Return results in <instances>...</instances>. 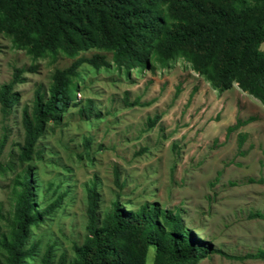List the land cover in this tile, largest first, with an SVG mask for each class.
<instances>
[{"label": "rangeland", "instance_id": "1", "mask_svg": "<svg viewBox=\"0 0 264 264\" xmlns=\"http://www.w3.org/2000/svg\"><path fill=\"white\" fill-rule=\"evenodd\" d=\"M259 48L264 50V41ZM70 61L61 54L32 59L0 37V86L16 69L20 78L12 89L17 103L6 117L0 115V137L5 134L0 159L14 163L0 173V232L14 219L15 180L26 166L37 208L60 195L58 205L30 228L28 245L35 249L24 264H41L48 245L50 264L61 254L72 257V243L80 244L85 234L91 183L99 217L115 198L126 208L156 203L178 211L190 232L210 243L195 264H264V258H240L264 251V106L236 86L212 87L181 58L126 74L110 61L96 70L87 66L77 105L68 106L57 125L45 126L35 146L38 157L19 164L14 157L23 136L22 107L30 108L35 89L46 91L54 69ZM87 99L99 113L90 122L78 112ZM114 170L121 189L113 182Z\"/></svg>", "mask_w": 264, "mask_h": 264}, {"label": "trees", "instance_id": "2", "mask_svg": "<svg viewBox=\"0 0 264 264\" xmlns=\"http://www.w3.org/2000/svg\"><path fill=\"white\" fill-rule=\"evenodd\" d=\"M1 36L32 59H54L58 54L71 59L67 66L54 69L46 91L35 89L30 108L22 107L23 136L14 157L22 165L38 157L35 146L45 126L57 125L68 106L77 105L76 91L87 66L96 70L110 61L126 74L154 63L166 67L181 58L212 87L236 86L264 106V50L259 48L264 41V0H0ZM85 50L94 52L80 54ZM17 72L0 86L2 118L17 103L12 91L20 81ZM78 112L87 122L99 116L89 99ZM156 118H148L147 125ZM250 119L237 120L227 129ZM4 141L2 134L0 156ZM88 144L85 138L84 149ZM13 165L11 159H0V173ZM113 182L122 188L116 170ZM15 188L14 219L6 233L0 232V264H24L32 256L30 228L60 201L57 195L45 208H37L28 166L17 175ZM97 209L91 183L86 188L83 240L72 243V257L61 254L56 264H148L150 252L149 264H195L210 248L208 241L190 232L178 211L156 203L133 209L115 198L101 217ZM50 257L48 245L41 264H50ZM243 257L264 258V251Z\"/></svg>", "mask_w": 264, "mask_h": 264}]
</instances>
